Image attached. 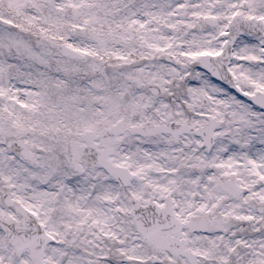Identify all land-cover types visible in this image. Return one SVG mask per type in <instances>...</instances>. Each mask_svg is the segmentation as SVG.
I'll use <instances>...</instances> for the list:
<instances>
[{
	"label": "snow or ice",
	"instance_id": "snow-or-ice-1",
	"mask_svg": "<svg viewBox=\"0 0 264 264\" xmlns=\"http://www.w3.org/2000/svg\"><path fill=\"white\" fill-rule=\"evenodd\" d=\"M0 264H264V0H0Z\"/></svg>",
	"mask_w": 264,
	"mask_h": 264
}]
</instances>
